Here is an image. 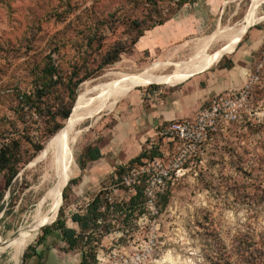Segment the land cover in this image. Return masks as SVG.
<instances>
[{
  "label": "rangeland",
  "instance_id": "obj_1",
  "mask_svg": "<svg viewBox=\"0 0 264 264\" xmlns=\"http://www.w3.org/2000/svg\"><path fill=\"white\" fill-rule=\"evenodd\" d=\"M179 1L156 0L153 7L152 0H0V148L7 150L0 170V242L12 245L24 239L37 213L46 212L48 203L39 209L46 192L39 189L43 174L31 163L66 126L83 93L85 101L93 100L101 84H121V74L143 72L155 62H170L157 69L170 74L176 63L191 62L217 33L205 49L216 52L247 23L253 5V0ZM257 16L249 28L264 23V0ZM246 33L235 50L214 64L227 66ZM250 74L259 79L246 118L226 124L208 139L169 188L166 205L150 214L140 204L127 218L106 212L99 226L85 230L91 242L84 238L72 250L52 232L46 241L56 249L54 259L79 264L81 252L94 250L98 264H244L246 235L264 245V203L258 196L264 187V46L251 55ZM180 83L135 86L111 99V107L83 119L73 174L53 218L62 208L72 226L71 215L86 213L97 195L104 203L107 195L114 201L129 199L123 171H116L119 164L97 175L93 167L99 162L89 160L87 148L113 138L117 113L133 96ZM151 141L154 154L172 153L173 145L155 134L141 152L148 153ZM138 153L136 146L122 153V166ZM73 179L77 181L70 183ZM43 229L26 246L20 264L34 261L32 251ZM29 246L33 249L25 258ZM13 253V248L1 253L0 264H17Z\"/></svg>",
  "mask_w": 264,
  "mask_h": 264
},
{
  "label": "crops",
  "instance_id": "obj_2",
  "mask_svg": "<svg viewBox=\"0 0 264 264\" xmlns=\"http://www.w3.org/2000/svg\"><path fill=\"white\" fill-rule=\"evenodd\" d=\"M238 46L236 53L228 57V63H233L232 67L213 64L195 73L178 86L165 91H154L153 94L133 96L121 105L117 113L114 136L103 140L99 146L102 156L94 160L99 162L93 167L98 169L97 175L106 169H115L116 162L119 166L124 164L120 159L121 154H126L135 146L140 153L147 139L155 134L156 128L162 122L192 118L215 96L242 88L250 75L251 55L264 46V23L249 28L241 45ZM161 92L162 95L159 96ZM71 227L79 228L74 222ZM44 242L47 243L46 238L41 243H37L36 249H33L32 264H55L53 250L56 249L49 243L44 247ZM61 258L63 260L56 262L71 264L70 259ZM80 261L81 254L79 264Z\"/></svg>",
  "mask_w": 264,
  "mask_h": 264
},
{
  "label": "bare ground",
  "instance_id": "obj_3",
  "mask_svg": "<svg viewBox=\"0 0 264 264\" xmlns=\"http://www.w3.org/2000/svg\"><path fill=\"white\" fill-rule=\"evenodd\" d=\"M261 1L262 0H253V5L247 14V23L243 24L240 28L234 31L229 37L230 39L228 43L216 52L207 53L205 49L208 47L209 43L217 37V33L210 40L208 39L202 47L203 50L200 51L191 62L176 63V69L170 74L157 72V69L171 65L170 62H155L143 72L121 74L119 76V79L123 80V83L121 84H101L98 87L100 88L101 93L93 100L85 101L83 99V93L78 100L66 126L59 131V133L31 163L33 167H38L40 169H36L37 173L41 172L43 174L39 189H45L46 192L40 200L39 209L43 206V204L48 203L46 212L37 213L33 223L25 229L26 234L24 239L19 240L12 245L7 244L5 241H1L0 254L9 248H13V259L17 264H20V260L26 246L46 224H49L48 222L53 218L57 210L59 211V205L63 200V189L67 185L74 170L73 164L75 146L82 132V130H77V128L85 117L98 110L111 107L113 104L111 99L126 94L135 86L150 83L173 85L177 82H182L188 79L194 73L210 67L225 53L231 52L235 49L237 42L246 33L251 23L259 19L257 16V8ZM204 41H206V39ZM109 100L110 103L107 104Z\"/></svg>",
  "mask_w": 264,
  "mask_h": 264
},
{
  "label": "built area",
  "instance_id": "obj_4",
  "mask_svg": "<svg viewBox=\"0 0 264 264\" xmlns=\"http://www.w3.org/2000/svg\"><path fill=\"white\" fill-rule=\"evenodd\" d=\"M258 79V74H250L242 88L215 96L192 118L162 122L156 128L155 135L171 143L173 151L151 155L152 140L146 156L139 162L125 165L121 182L128 189L130 197L136 194L138 186L143 185L145 206L150 214L157 213L160 195L185 174L186 165L202 153L208 139L226 124L241 122L246 118L252 88ZM107 199L112 206L121 201H114L108 195Z\"/></svg>",
  "mask_w": 264,
  "mask_h": 264
},
{
  "label": "trees",
  "instance_id": "obj_5",
  "mask_svg": "<svg viewBox=\"0 0 264 264\" xmlns=\"http://www.w3.org/2000/svg\"><path fill=\"white\" fill-rule=\"evenodd\" d=\"M179 5L183 4V1H179ZM152 6L157 7L156 0H152ZM233 63H228L227 67H232ZM151 155H155L153 152ZM7 156V150L5 147L0 148V170L4 168L3 160L4 157ZM87 156L89 160L94 161L101 158V149L95 145H89L87 148ZM144 156H146V151L141 152L138 156L132 158L128 164H134L139 162ZM126 166H118L116 171L117 173H121L122 175L125 172ZM16 174V170H13L11 173V178L9 182L12 180L14 175ZM77 179H73L70 183L76 182ZM68 188V187H67ZM169 189L160 195L158 207L162 204L163 206L168 202ZM258 196L260 200L264 203V187L260 186L258 191ZM142 200L143 202L137 203L136 201ZM146 197L144 195L143 185L138 186L136 194L132 195L127 201H120L113 206L108 202L107 197L105 198V203L101 199L99 195H97L92 202L88 205L86 213H73L71 215V220L74 223H77L79 229L75 227L68 226L67 219L63 216V209H60V215L54 221L51 226H46L43 229V234L38 238L37 243H41L51 232H55L56 235H59L60 238L68 245L69 249H75L80 242L87 239L86 242L90 241L89 236L86 235L85 230L90 226H99V220H103V217L108 213H118L123 214L125 218L129 217L130 213L134 212V207L139 206L140 204L145 205ZM113 207V208H112ZM145 207V206H144ZM55 218H53L54 220ZM52 220V221H53ZM127 221V220H126ZM54 230V231H53ZM90 234H93L91 231ZM264 235V234H263ZM254 237L250 235H246L242 241V256L244 260V264H259L262 256L264 255V245L255 243ZM91 242V241H90ZM263 246V247H262ZM32 246H29L25 252V258L29 257V252L32 251ZM80 264H98L97 252L94 250L83 251L81 253V261Z\"/></svg>",
  "mask_w": 264,
  "mask_h": 264
},
{
  "label": "water",
  "instance_id": "obj_6",
  "mask_svg": "<svg viewBox=\"0 0 264 264\" xmlns=\"http://www.w3.org/2000/svg\"><path fill=\"white\" fill-rule=\"evenodd\" d=\"M249 27H250V26H249ZM249 27H248V29H249ZM248 29H247V30H248ZM236 46H237V45H236ZM235 48H236V47H235ZM234 50H235V49H234ZM221 57H222V56H221ZM45 226H46V225H45ZM45 226H44V227H45ZM44 227H43V228H44ZM43 228H42V229H43Z\"/></svg>",
  "mask_w": 264,
  "mask_h": 264
}]
</instances>
